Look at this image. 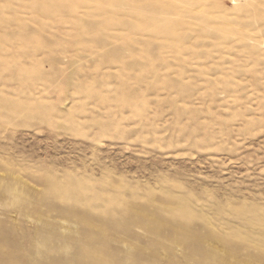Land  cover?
<instances>
[{"label": "rangeland", "instance_id": "1", "mask_svg": "<svg viewBox=\"0 0 264 264\" xmlns=\"http://www.w3.org/2000/svg\"><path fill=\"white\" fill-rule=\"evenodd\" d=\"M0 264H264V0H0Z\"/></svg>", "mask_w": 264, "mask_h": 264}]
</instances>
